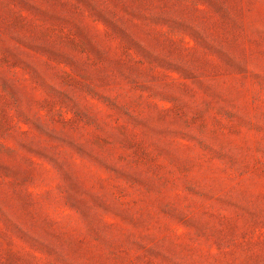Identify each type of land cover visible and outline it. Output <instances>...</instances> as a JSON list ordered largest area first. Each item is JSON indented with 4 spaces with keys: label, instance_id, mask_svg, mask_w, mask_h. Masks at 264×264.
<instances>
[{
    "label": "rangeland",
    "instance_id": "374dc122",
    "mask_svg": "<svg viewBox=\"0 0 264 264\" xmlns=\"http://www.w3.org/2000/svg\"><path fill=\"white\" fill-rule=\"evenodd\" d=\"M0 264H264V0H0Z\"/></svg>",
    "mask_w": 264,
    "mask_h": 264
}]
</instances>
